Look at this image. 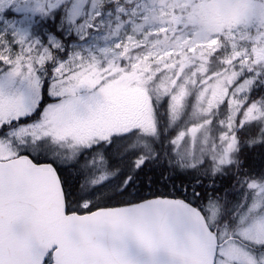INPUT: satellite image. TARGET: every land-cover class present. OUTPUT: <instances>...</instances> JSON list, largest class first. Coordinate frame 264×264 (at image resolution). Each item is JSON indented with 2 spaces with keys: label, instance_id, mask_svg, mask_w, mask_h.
Masks as SVG:
<instances>
[{
  "label": "snow or ice",
  "instance_id": "snow-or-ice-1",
  "mask_svg": "<svg viewBox=\"0 0 264 264\" xmlns=\"http://www.w3.org/2000/svg\"><path fill=\"white\" fill-rule=\"evenodd\" d=\"M257 90L264 0H0V264H264Z\"/></svg>",
  "mask_w": 264,
  "mask_h": 264
},
{
  "label": "trees",
  "instance_id": "trees-1",
  "mask_svg": "<svg viewBox=\"0 0 264 264\" xmlns=\"http://www.w3.org/2000/svg\"><path fill=\"white\" fill-rule=\"evenodd\" d=\"M253 95L255 98H259L261 95H264V91L257 90L256 92H254ZM250 156H251V162L258 165L260 162V157H259L258 151L250 153ZM153 168H154L153 165H148V167L145 168L144 172L141 174L142 178L155 177L157 175V171H154ZM66 175H68L70 179L72 178L70 172H66ZM181 179L182 178H178L175 181V189H179V187L181 185ZM157 189H159V191H161V192H168L170 190H173L171 185H169V187H165L163 184H153V186L151 188H149L147 186V184H143V185H141V187L139 189V193H140V195L146 196L149 192H157ZM176 194L180 195L179 191H177ZM125 198H131V197H127V196L120 197L119 195H115L114 200L112 202H115V201L121 200V199H125Z\"/></svg>",
  "mask_w": 264,
  "mask_h": 264
}]
</instances>
